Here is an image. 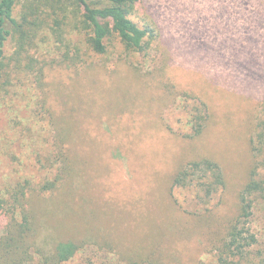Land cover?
Returning a JSON list of instances; mask_svg holds the SVG:
<instances>
[{
    "label": "trees",
    "instance_id": "trees-1",
    "mask_svg": "<svg viewBox=\"0 0 264 264\" xmlns=\"http://www.w3.org/2000/svg\"><path fill=\"white\" fill-rule=\"evenodd\" d=\"M18 4L20 0H0V81L5 78L0 87H8L0 89V94L10 92V87L17 88L16 82L21 84L22 77L13 83L21 71H26L23 77L33 78L34 86L46 94L47 71L54 64L56 67L77 68L86 64L88 59L97 57L101 58L99 61L104 62L106 69V61L102 58L108 57L109 51L115 53L109 47L117 49L114 42L118 40L124 56H128L131 62L130 70L140 73L143 68L147 70L144 77L134 81L136 100L144 101L149 114L156 112L166 129L176 137L190 141V149H195L199 143L206 142L210 132L222 121L227 125L221 137H226L233 128L237 105L252 97L258 87L260 96H254L259 106L251 137L255 166L251 180L240 193L237 215L228 222L224 237L216 246L214 261L215 264H264V253L254 251L260 244V237L253 225L259 205L264 202V79L261 83L249 85L250 82L253 84L255 77L264 78L261 69L264 67V0H204L208 8H215L216 18L220 24L224 23L226 37L233 43L234 52L230 55L237 64L231 76L233 80L242 82L239 86L244 90L241 95L231 94L236 95L235 99L224 96L225 103H229L225 108L220 106V110L213 105L215 93L206 86L203 77L196 84L200 91L185 88L175 80L172 75L173 56L153 12L152 0H25L24 9L17 18L15 10ZM40 31H50L57 49L61 51L60 63L42 64L32 56L20 57L30 50ZM201 31L204 38L205 28ZM197 39L200 41L201 37ZM10 40L15 43L16 62L19 63L11 69L10 64H4ZM200 45L197 44L199 49ZM224 58L229 68L230 58L226 55ZM256 61L258 70L253 67ZM39 64L42 65L39 67ZM8 68L11 71L6 72ZM112 87L105 94L106 106L96 104L90 111L91 115L107 113L110 119L119 115L120 102L129 96V88L121 81ZM43 100V110L51 115L52 123L61 132L60 152L55 157L56 164H52L56 176L53 180L46 178L42 184L40 182L32 188L29 180L22 184L18 176L15 177L17 181L8 186L12 203L0 201V208L9 219L5 235L0 239V264H65L92 245L98 246L101 252L107 248L106 245L109 249L126 250L118 258L126 264H178L180 257L169 260L172 253L168 241H178L179 226L183 225L171 217L173 207L168 204L166 194L171 196V190L179 188L205 202L223 191L227 180L218 161L220 151L210 152V147L207 153L187 154L189 158L184 155L164 193L160 194L162 188L156 184L159 212L153 223L157 227V235L155 232L150 236L143 234L144 237L127 235L129 247L125 249L116 239L117 229L110 231L108 216L112 219L110 212L121 203L129 202L130 198L125 196L119 200L97 202L91 191L92 172L86 167L85 156L80 149L65 148L66 143L79 145L83 135L88 134L82 131L81 119L61 117L60 121L53 120L54 114L47 110V99ZM106 169L111 171L109 166ZM46 170L48 172L49 169ZM99 171L101 167L94 173ZM39 203H43L45 208L41 209ZM140 203L145 206L144 200ZM150 206L156 207L151 202ZM181 212L183 210L177 206V215L181 216ZM208 215L206 219L210 218ZM52 218L59 220L55 227L58 231L55 235L44 234L51 228L48 220ZM183 229L187 232L185 227Z\"/></svg>",
    "mask_w": 264,
    "mask_h": 264
},
{
    "label": "rangeland",
    "instance_id": "rangeland-1",
    "mask_svg": "<svg viewBox=\"0 0 264 264\" xmlns=\"http://www.w3.org/2000/svg\"><path fill=\"white\" fill-rule=\"evenodd\" d=\"M24 1L20 0V4L16 6L17 18L24 9ZM152 4L173 56L172 75L178 83L185 88L200 91L196 84L203 77L206 86H210L211 92L215 93L213 105L218 106L219 110L220 106L225 108L229 103H225L224 96H233L235 99L236 95L231 94L244 93L239 86L242 82L232 79L231 75L237 64V60L230 55L234 52L233 43L226 37L224 23L220 24L216 18L215 8H208L204 5V0H152ZM49 22L52 23V19ZM204 28L206 34L202 38L200 32ZM211 28L214 30L211 31ZM198 37H201L200 41ZM114 44L117 49L109 48L115 53L109 51L110 55L102 58L106 61V69L103 67L104 62H100L101 58L97 57L88 59L86 64L77 68L56 67L54 64L47 71L46 94L34 86L33 78L23 77L26 71H21L14 78L15 81L13 80L15 83L22 77L21 84L16 82L17 88L10 87V92L0 94V201L12 203L8 186L17 181L15 177L19 176L22 184L29 180L32 188L40 182L42 184L46 178L53 180L56 176V169L52 168V164L60 152L61 132L52 123L51 115L42 108L43 99L46 98L47 110L50 109L54 114L53 120L60 121L61 117L80 118L82 131L88 133L83 135L84 139L79 145L66 143L65 148L80 149L85 156L86 167L92 172L91 191L97 202L119 200L125 196L130 198L129 202L121 203L110 212L112 219L108 216L111 222L110 231L117 229L116 239L125 249L129 247L126 242L127 235L141 237L143 234L150 236L154 232L157 235V227L153 223V218L159 212L158 199L155 196L156 184H160L162 188L158 189L160 194L164 193L174 176L175 167L177 168L184 155L207 153L206 150L210 147V152L220 151L217 155L218 161L227 180L223 191L205 202L179 188L171 190V196L166 194L169 197L168 204L173 207L171 217L175 222L180 220L187 229L185 232L180 225L178 241H168V248L170 247L172 253L169 260L180 257L178 264H215L216 246L224 237L228 222L237 215L240 193L251 180V172L255 166L251 137L259 106V101L254 96H260L258 87L252 97L237 105V115L232 120L233 128L229 129L226 137H221L227 125L222 121L210 132L206 142L190 149V141L173 135L156 112L149 114L145 102L136 100L134 81L144 77L147 70L143 68L141 73L131 71V62L128 56H124L119 41ZM197 44H201L200 49ZM57 48L50 31H40L30 50L23 52L20 57L25 58L28 55L42 64H57L61 62V51ZM15 52V43L10 40L4 61V64H10V69L19 65ZM224 55L230 58L229 68ZM256 63L253 67L258 70V62ZM10 69H6V72L11 71ZM261 69L264 72V67ZM263 79L255 77L253 84L250 82L249 85L261 83ZM118 81L129 88V96L122 97L120 102L119 115L112 116V119L107 113L91 115L90 111L96 104L99 107L106 106L105 94ZM4 82L5 78L0 81V85ZM93 83L97 86H92ZM2 89L6 90L8 87ZM231 105L235 110L234 104ZM34 166L37 169L34 170ZM57 166L60 164L57 163ZM107 166L111 167V171L106 169ZM99 167L101 171L94 173ZM45 169H49L48 172ZM143 200L145 206L140 203ZM150 202L156 207H151ZM38 206L45 208L43 203ZM177 206L183 210L181 216L176 213ZM262 206L264 207V202L260 203L253 223L260 237V244L254 251L264 253ZM208 214L210 218L206 219ZM8 221V216L0 208V239L5 235ZM48 221L51 228L44 234L55 235L59 220L52 218ZM105 240L109 241L107 238ZM106 247L101 252L98 246L92 245L65 264H126L118 259L119 254L126 250ZM165 261L168 262L167 259Z\"/></svg>",
    "mask_w": 264,
    "mask_h": 264
}]
</instances>
